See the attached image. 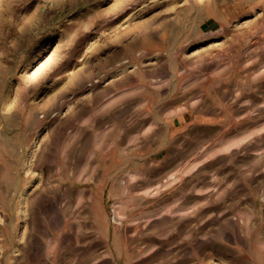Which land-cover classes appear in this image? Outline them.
<instances>
[{
	"label": "rangeland",
	"instance_id": "obj_1",
	"mask_svg": "<svg viewBox=\"0 0 264 264\" xmlns=\"http://www.w3.org/2000/svg\"><path fill=\"white\" fill-rule=\"evenodd\" d=\"M0 264H264V0H0Z\"/></svg>",
	"mask_w": 264,
	"mask_h": 264
}]
</instances>
